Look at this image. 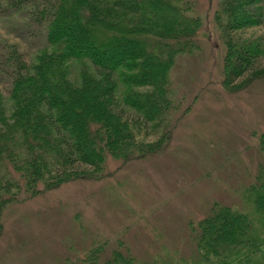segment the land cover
<instances>
[{"label": "trees", "instance_id": "16d2710c", "mask_svg": "<svg viewBox=\"0 0 264 264\" xmlns=\"http://www.w3.org/2000/svg\"><path fill=\"white\" fill-rule=\"evenodd\" d=\"M26 4L46 44L30 62L15 45L0 60L10 82L0 92L1 237L4 212L20 200L104 179L109 160L124 165L167 149L178 109L170 71L197 48L201 28L194 0H7L11 14ZM214 18L226 43L223 88L263 79L261 40L232 34L264 27V0H219ZM259 143L264 153V135ZM188 233L192 257L161 264H264V159L241 207L215 202ZM111 242L87 243L77 264H139L127 243Z\"/></svg>", "mask_w": 264, "mask_h": 264}, {"label": "rangeland", "instance_id": "374dc122", "mask_svg": "<svg viewBox=\"0 0 264 264\" xmlns=\"http://www.w3.org/2000/svg\"><path fill=\"white\" fill-rule=\"evenodd\" d=\"M194 2L201 28L197 48L178 56L170 71L178 109L167 149L124 165L109 160L104 179L67 183L11 205L2 218L0 264H77L81 248L94 240H123L139 264L189 259L188 223L215 202L241 207L242 191L264 159V78L233 93L223 88L226 43L214 18L219 0ZM26 9L30 4L11 14L0 0V60L8 46L26 62L44 48V31H35ZM232 35L260 39L264 47V27ZM259 64L264 67V56ZM9 87L0 67L2 95Z\"/></svg>", "mask_w": 264, "mask_h": 264}]
</instances>
